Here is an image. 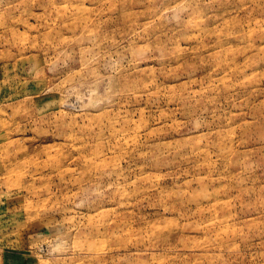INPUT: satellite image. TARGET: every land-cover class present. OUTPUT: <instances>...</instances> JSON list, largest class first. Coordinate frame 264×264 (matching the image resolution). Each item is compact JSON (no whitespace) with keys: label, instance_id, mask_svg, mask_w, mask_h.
<instances>
[{"label":"rangeland","instance_id":"rangeland-1","mask_svg":"<svg viewBox=\"0 0 264 264\" xmlns=\"http://www.w3.org/2000/svg\"><path fill=\"white\" fill-rule=\"evenodd\" d=\"M0 264H264V0H0Z\"/></svg>","mask_w":264,"mask_h":264}]
</instances>
